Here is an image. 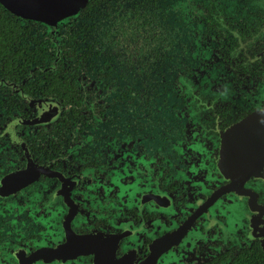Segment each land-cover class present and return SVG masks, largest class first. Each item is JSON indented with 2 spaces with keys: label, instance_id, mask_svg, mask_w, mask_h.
<instances>
[{
  "label": "flooded vegetation",
  "instance_id": "obj_1",
  "mask_svg": "<svg viewBox=\"0 0 264 264\" xmlns=\"http://www.w3.org/2000/svg\"><path fill=\"white\" fill-rule=\"evenodd\" d=\"M264 0L0 4V264H264Z\"/></svg>",
  "mask_w": 264,
  "mask_h": 264
},
{
  "label": "water",
  "instance_id": "obj_2",
  "mask_svg": "<svg viewBox=\"0 0 264 264\" xmlns=\"http://www.w3.org/2000/svg\"><path fill=\"white\" fill-rule=\"evenodd\" d=\"M88 1L89 0H0V4L6 10L19 17L54 23L70 15L77 14Z\"/></svg>",
  "mask_w": 264,
  "mask_h": 264
}]
</instances>
